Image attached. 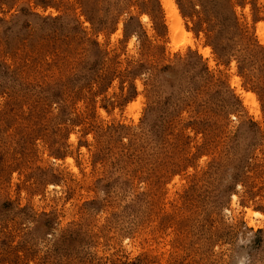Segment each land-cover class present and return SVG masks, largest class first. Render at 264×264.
Returning a JSON list of instances; mask_svg holds the SVG:
<instances>
[{"label": "rangeland", "instance_id": "rangeland-1", "mask_svg": "<svg viewBox=\"0 0 264 264\" xmlns=\"http://www.w3.org/2000/svg\"><path fill=\"white\" fill-rule=\"evenodd\" d=\"M168 1L0 0V264H264V0Z\"/></svg>", "mask_w": 264, "mask_h": 264}, {"label": "bare ground", "instance_id": "bare-ground-1", "mask_svg": "<svg viewBox=\"0 0 264 264\" xmlns=\"http://www.w3.org/2000/svg\"><path fill=\"white\" fill-rule=\"evenodd\" d=\"M165 5L167 7L168 14L174 25V28L177 29L178 31H182L183 30L182 22L176 7L172 4V2H169L168 0H165ZM240 95L245 98L246 102L250 101L251 104L254 105V98L252 95L250 94L245 95L243 92H240ZM249 215L251 214L249 213Z\"/></svg>", "mask_w": 264, "mask_h": 264}]
</instances>
